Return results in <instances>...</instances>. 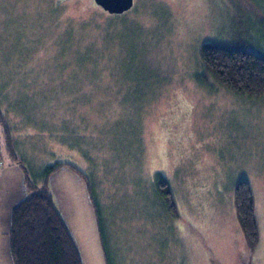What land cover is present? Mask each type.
Here are the masks:
<instances>
[{"label": "rangeland", "instance_id": "rangeland-1", "mask_svg": "<svg viewBox=\"0 0 264 264\" xmlns=\"http://www.w3.org/2000/svg\"><path fill=\"white\" fill-rule=\"evenodd\" d=\"M233 42L264 50L262 0H135L123 14L0 0V113L36 121L13 134L16 157L0 136V264H14L25 167L55 166L50 191L83 264H264V96L233 91L201 60L203 45ZM241 179L255 243L237 214Z\"/></svg>", "mask_w": 264, "mask_h": 264}, {"label": "trees", "instance_id": "trees-1", "mask_svg": "<svg viewBox=\"0 0 264 264\" xmlns=\"http://www.w3.org/2000/svg\"><path fill=\"white\" fill-rule=\"evenodd\" d=\"M201 60L207 70L233 91L264 96V50L236 42L208 43L201 48ZM57 168L49 167L34 177L25 167L28 194L13 208L11 215L10 247L14 264H83L76 241L50 191L49 179ZM159 190L167 198L172 195L166 181L160 184ZM234 193L245 236L250 243H255L259 225L250 182L239 180ZM101 236L105 240L102 231Z\"/></svg>", "mask_w": 264, "mask_h": 264}, {"label": "crops", "instance_id": "crops-1", "mask_svg": "<svg viewBox=\"0 0 264 264\" xmlns=\"http://www.w3.org/2000/svg\"><path fill=\"white\" fill-rule=\"evenodd\" d=\"M28 117H30V116H28V114H26V113H3V110H2V113H0V136L3 137L6 149L9 148V151L12 150V152H14V157H16L15 146H14V141H16V140L14 139L13 134H16V133H19V135L22 134V127H23V124H26V121H31V119H33L32 121H35V119H34L35 116L33 118L30 117V119ZM27 118H28V120H27ZM18 139H19V141L22 142V139H20L19 136H18ZM21 151H22V149H21ZM0 153H1V155H0V157H1L0 165H1L3 162V158H2L3 151H2L1 146H0ZM25 183H26V180H25ZM24 186L26 187V185H24ZM26 195H27V189L25 192H22V200L26 197ZM94 228H95V234L93 235V237L98 238L99 228L96 226ZM77 231H78V229H77ZM72 233L74 235L73 230H72ZM79 235H80V233H79ZM74 238H75V236H74ZM100 242L101 241H99L97 243V247H98V251L100 252V254H102L104 250H102ZM76 243H77V246L79 248L77 240H76ZM101 264H105V261L102 260Z\"/></svg>", "mask_w": 264, "mask_h": 264}, {"label": "water", "instance_id": "water-1", "mask_svg": "<svg viewBox=\"0 0 264 264\" xmlns=\"http://www.w3.org/2000/svg\"><path fill=\"white\" fill-rule=\"evenodd\" d=\"M105 11L112 14H122L129 11L135 3V0H94Z\"/></svg>", "mask_w": 264, "mask_h": 264}, {"label": "built area", "instance_id": "built-area-1", "mask_svg": "<svg viewBox=\"0 0 264 264\" xmlns=\"http://www.w3.org/2000/svg\"><path fill=\"white\" fill-rule=\"evenodd\" d=\"M0 163H1V157H0Z\"/></svg>", "mask_w": 264, "mask_h": 264}]
</instances>
